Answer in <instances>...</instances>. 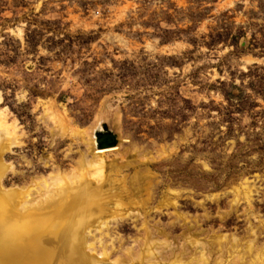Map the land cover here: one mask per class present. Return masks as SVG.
Segmentation results:
<instances>
[{
  "label": "rangeland",
  "instance_id": "374dc122",
  "mask_svg": "<svg viewBox=\"0 0 264 264\" xmlns=\"http://www.w3.org/2000/svg\"><path fill=\"white\" fill-rule=\"evenodd\" d=\"M0 92L7 187L115 148L111 259L145 223L162 259L264 264V0H0Z\"/></svg>",
  "mask_w": 264,
  "mask_h": 264
},
{
  "label": "bare ground",
  "instance_id": "6f19581e",
  "mask_svg": "<svg viewBox=\"0 0 264 264\" xmlns=\"http://www.w3.org/2000/svg\"><path fill=\"white\" fill-rule=\"evenodd\" d=\"M1 95L0 92V264L198 262L183 260L181 258L185 253L172 251L162 259L160 250L170 248V242L152 240L145 223L142 251L133 253L132 248H126L123 254L110 258L109 244L105 243L99 232L102 233L104 229L108 231L112 222L122 217L119 209L124 205L120 200L123 190L106 173L103 161L104 153L115 148L93 151L87 167L82 170L80 166L72 174L62 175L58 172L50 176V181L47 178L33 180L35 187H7L5 178L9 166L2 156L7 148L13 144L20 145L21 141L14 123L7 120L6 110L1 107ZM95 142L99 143V139ZM90 144L94 148L92 141ZM252 234L255 235V230H252ZM193 243L195 252L206 264V244L199 239ZM248 247H253L252 242ZM260 253L264 260V248Z\"/></svg>",
  "mask_w": 264,
  "mask_h": 264
},
{
  "label": "water",
  "instance_id": "95a60500",
  "mask_svg": "<svg viewBox=\"0 0 264 264\" xmlns=\"http://www.w3.org/2000/svg\"><path fill=\"white\" fill-rule=\"evenodd\" d=\"M103 144V143H102Z\"/></svg>",
  "mask_w": 264,
  "mask_h": 264
}]
</instances>
